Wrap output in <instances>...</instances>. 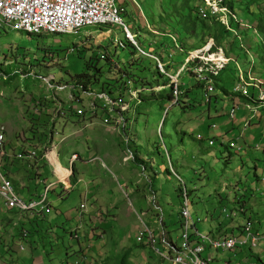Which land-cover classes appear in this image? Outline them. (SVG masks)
<instances>
[{
  "label": "rangeland",
  "instance_id": "374dc122",
  "mask_svg": "<svg viewBox=\"0 0 264 264\" xmlns=\"http://www.w3.org/2000/svg\"><path fill=\"white\" fill-rule=\"evenodd\" d=\"M118 1L126 8L124 22L138 34L142 47L146 50L152 47L157 53L158 42L169 44L172 72L185 62L187 54L173 47L168 34L175 35L179 42L183 40L182 45L189 50L202 47L214 35L218 47L233 62L217 77L216 94L210 106L203 101L204 89L197 81L189 76L183 78L188 101L195 107L191 111L188 105L180 108L186 102L183 97L179 106H170L168 79L158 73L155 61L140 56L127 43L119 27L89 26L78 34L68 35L4 31L0 35V128H5L2 164L9 163L6 167L11 171L12 162L5 154L15 152L27 142L40 152L56 146V154L64 166H71L66 159L74 154L78 162L72 164L75 166L70 181L72 188L64 192L57 189L62 199L55 208L60 212L31 220L28 214L0 207V264H75L79 246L71 241L69 232L73 228L71 223L75 224L77 219H67L64 212L78 208L83 189L90 193L86 194L89 198L85 200V213L93 215L98 210L104 219L100 227L114 249L102 264H127L129 251L122 247L119 253L113 242L119 244L120 239L129 236L133 239L140 230L134 235L137 226L152 234L156 249L163 253L160 249L163 242L158 243L151 230L156 226L151 221L157 218L166 223L167 243L173 249L162 260L149 248L145 254L146 249L140 246L142 242L133 243V249L141 254L136 264H171L169 257L180 249L183 199L179 189L187 191L192 231L217 238L219 226H226L228 234L243 240L244 225L251 220L253 233L262 237L257 248L245 247L242 254L240 250H207L213 264H245V257L250 264H264V151L254 149L260 144L259 136L246 156L229 150L227 142L220 144L216 138L213 147L207 144L211 125L218 128L227 120L235 98L244 100L231 95L233 85L238 83L239 70L246 73L252 61L255 64L264 59V5L261 4L264 0H228L229 8L239 18L251 24L256 22L259 28L247 31L237 27L222 40H217L218 30L211 26L213 23H199L194 16L199 0H135L138 6L132 0ZM145 17L158 30L166 32L165 36L145 32ZM114 40L124 41L127 46L114 50ZM102 54H106L109 62L97 61ZM168 54H162L166 61ZM91 61L102 72L97 75L100 81L92 82L91 88L122 100V104L116 103L114 120L108 126L101 121L102 111L97 116L84 117H77L71 111L61 116L58 111L66 109L75 94L81 108L95 102L90 92L72 82L78 74H95L86 66ZM127 80L131 81V93L124 87ZM122 84L123 88L119 89ZM102 87L106 91H101ZM262 113L258 110L259 115ZM36 173L31 172L33 178ZM42 175L50 181L56 179L49 165H45ZM75 183L78 184L73 188ZM20 185L32 184L24 179ZM28 231L30 237L25 236Z\"/></svg>",
  "mask_w": 264,
  "mask_h": 264
},
{
  "label": "built area",
  "instance_id": "2783aa9c",
  "mask_svg": "<svg viewBox=\"0 0 264 264\" xmlns=\"http://www.w3.org/2000/svg\"><path fill=\"white\" fill-rule=\"evenodd\" d=\"M134 3L138 6L135 0ZM126 10L118 0H0V35L7 29L25 32L31 35H49V34H78L82 28L89 26H111L119 27L125 33L127 43L131 44L137 53L156 62L158 72L166 77L169 82V87L172 88L173 100L170 106H178L180 99L186 92V81L183 78L189 76L194 78L198 85L204 89L203 101L207 105L213 102V95L216 94L215 79L226 71L232 59L226 56L225 50L218 47L213 39H209L203 48L190 52L182 49L178 38L173 34H168L173 43V47L182 53L187 54L176 72H172L173 55L168 54L166 61L162 56L154 53L153 48L146 50L137 40L138 34L133 33L129 26L123 20V14ZM198 15L203 20L213 19L218 22L225 30L230 33L240 27L247 31L255 30L253 26L237 16L228 6L224 5L223 0H201L198 6ZM146 18V17H145ZM145 29L152 36L162 35L157 27L148 21L146 18ZM127 43L120 40H114L113 45L117 49L120 47L124 49ZM159 45V42L157 43ZM104 58V54L101 55ZM253 59V58H252ZM238 68V64L235 62ZM238 83L233 85L231 95L233 97H240L246 99L245 104L234 103L228 118L230 121H235L239 116L240 111L244 109L249 113L250 122L258 115L259 108H264V81L254 76L252 66L246 73L239 70ZM127 88L131 85V81L127 80ZM131 93V90H128ZM89 94L92 98H96L95 102H91L87 107H80V101L75 94L71 97L69 106L61 110V116H65L68 111L78 117L97 116L99 111L104 113L101 121L105 125H110L114 120L115 109L118 107L116 103L122 104V100H117L106 93H98L89 87ZM82 106V105H81ZM248 126V125H247ZM246 126V127H247ZM217 126L211 125V130H216ZM214 140L211 138L207 143L209 147L214 146ZM238 138L230 139L228 149L240 153L242 147L237 143ZM5 143V128H0V158L4 151ZM56 146H51L50 149L41 151V159H43L53 169V173L57 177L55 184H48L43 189L42 193L37 198H25L20 196L15 189L13 182L7 178L4 173L3 164L0 160V200L4 208L15 211L20 214L39 215L49 214L51 212L50 206V190L53 186L60 185V187L69 191L70 181L73 175L72 164L77 159V155H72L71 166L64 167L59 161V157L55 151ZM257 149V147L255 148ZM40 157L36 150L21 151L17 154L20 160H35ZM59 166L67 170L66 177L69 182L68 185L63 184L65 181L57 173ZM181 204V226H180V249L174 250V256L169 257L171 264H210L208 258H204L203 254L207 250L227 251L232 252L243 247L257 248L258 242L261 240L260 234L253 233V224L251 220H247L243 228L244 239L240 240L236 237L212 238L208 235L197 234L192 231L194 224H192L188 212V197L185 191L182 194ZM84 208V204L79 205L80 210ZM135 241L139 244L143 241L145 245L151 249L153 253L167 259L160 255L156 249V241L152 234L143 227L138 231ZM23 247L19 246V250ZM173 249L170 244L167 246ZM83 259L75 264L83 263ZM85 264H92L88 260Z\"/></svg>",
  "mask_w": 264,
  "mask_h": 264
},
{
  "label": "crops",
  "instance_id": "0c3cea01",
  "mask_svg": "<svg viewBox=\"0 0 264 264\" xmlns=\"http://www.w3.org/2000/svg\"><path fill=\"white\" fill-rule=\"evenodd\" d=\"M254 10H255V8H254ZM248 17H249V15H248ZM250 19H251V16H250ZM255 23H252V24L249 23V24H251L252 26H255ZM182 43H183V41L180 42V45L182 48L185 49V45L184 44L182 45ZM166 45L167 44H165V46ZM168 51H170L169 47L167 48V50L165 52H168ZM251 66H252V69L254 71L253 72L254 76L257 78H260L264 81V59H262L261 61H256L255 64L252 61ZM237 100L238 99L235 98L233 100V102H231V106L234 103H238L240 105L246 103V101L242 100V102H240ZM258 109L260 110L261 108L258 107ZM263 109L264 108L261 109L263 112L262 115L258 114L257 117L254 118L251 122L249 120L251 114L249 115V113L247 111L242 109L240 111L239 116L236 118L235 121H230L228 116H227V120H223L222 124L218 125V128H216V130L218 129L216 134H213L211 136L210 133H214L215 131L209 130L207 135L210 137V139L216 138L217 139L216 142H218L220 144H222L223 142H228L230 139L238 138L237 143L240 147H242V150L240 151V153L242 155H245V156L247 154H249V150L253 147L252 145L256 141L255 137L259 136L260 144H257L256 147H257V149L263 148V151H264V110ZM255 119L258 120L257 123H256V121H254ZM212 125H214V124H212ZM29 143L30 142L23 143L22 146L20 148H18L15 152H12V153L7 152V154H5V157H8L9 161L12 162V170L9 171V169H7L8 165H9V163H7V162H5V165H3V168H4V173L7 176V178L13 179L14 182L17 184L16 185L10 179L15 186L16 192L20 196L25 197V198H37L42 193V191L46 187V185L55 184L57 182V177L53 173V175L55 176L56 179L53 181H50V180H48V177H45L42 175L43 168L45 167V165H48V164L43 159H41L40 150L37 151V149L34 147V145H31ZM31 149L36 150L40 154V157H37L35 160H32V161H29V160L23 161V160H20L17 158V154L19 152L31 150ZM3 156H4V151H3ZM71 157H72V155L66 159L68 161L67 162L68 166H69V162H71ZM76 162H78V160ZM17 164H21V165H17ZM61 165L64 166L63 164H61ZM64 167H67V166H64ZM74 167L75 166H72L73 170H74ZM30 171L31 172L32 171H36V172L38 171V173H36L34 175V178H33ZM24 179H27V180L29 179L31 181L32 185L31 186H24V185L21 186L20 183ZM77 182H80V180H78ZM76 184H78V183H75L73 185V188L76 186ZM58 187L61 189V192H64L63 189L60 187V185H56V186H53L51 188L50 197H49L51 212L49 214H51L53 211H59L60 212V209L56 210V208H55V206L58 207L60 199H62V196L59 197L60 192L57 193ZM71 188H72V186L70 185V189ZM86 194H90V193L83 189L81 191V194H80L81 201H80L79 205L83 203L84 208L82 210H80V214H79V206L77 209L72 210L69 213L64 212L67 219L68 218H73L75 220L77 219L75 224L71 223V227H73L74 229L72 228V231L69 232V238L71 239V241L74 244H77L79 246L77 252H75L76 262L77 261L80 262V259H83L84 261L88 260L92 264H102L101 262H105L106 260H108L110 258V255H112L114 253V249L110 243V239L106 235L105 230L101 229V227H100V222L104 221V219L102 218V216H99L98 210L95 209V213L93 215L89 214V213H87V214L85 213V209H86L85 200H86V198H89V196H86ZM91 195H93V194H91ZM1 201L2 200H0V207L7 210L6 208H4ZM59 208H60V206H59ZM28 215H26V216L31 220H34L37 218L38 219L43 218V216H39V215H34V216L30 215L31 217ZM151 224L156 225L151 230L153 231V235L154 236L156 235L158 237V240H159L158 243L163 242V244L160 245V249H162L161 252H163V253H160V252L159 253H160V255H164L165 253H168L167 246H169V244L167 243L168 237H166V229H165L166 223H163L162 220L157 218V220H152ZM141 228H140V226H137L134 235H136L137 231ZM29 234L30 233L28 231L25 234V236L30 237ZM197 234H199V233L197 232ZM231 236H232L231 234H228V228L226 226H219L217 238H224V237H231ZM73 239H76V240H73ZM134 240H135V236L133 237V239H131L129 236V238L126 237L124 240L120 239L119 244L116 241L113 242V245H115V247H117L118 252L120 250H122V247H125L126 250L129 251L128 256H127V264L128 263L136 264L137 257L141 256V254H137L136 253L137 250H134L132 247L133 243L138 244ZM144 244H145V242L143 241V243L140 246H142V245L144 246ZM243 248H245V247H243ZM242 249H238V250H240L239 252H241V254H242ZM148 250L147 249L144 250L145 254H146V252L148 253ZM238 250H236V251H238ZM20 251H23V249ZM149 251L152 254L156 255L155 253H153L151 251V249ZM139 252H142V251H139ZM206 252L203 254V257L208 258L209 261H211L210 264H213L214 263L213 258H211L208 255V253H206ZM119 253H121V252H119ZM158 257L162 260H165L161 256H158ZM34 260H35V258H34ZM84 261H83V263H79V264H85ZM258 261L261 263L260 260H258ZM243 262L245 264H250L249 260L246 257L243 259ZM74 263H75V261H74Z\"/></svg>",
  "mask_w": 264,
  "mask_h": 264
},
{
  "label": "trees",
  "instance_id": "16d2710c",
  "mask_svg": "<svg viewBox=\"0 0 264 264\" xmlns=\"http://www.w3.org/2000/svg\"><path fill=\"white\" fill-rule=\"evenodd\" d=\"M200 1L201 0H199L198 1V3H200ZM223 2H224V5H226V6H228L229 7V5H228V0H223ZM261 4H263L264 5V1H262L261 2ZM198 6H199V4H198ZM198 6L196 5V11H197V13H194L193 12V14H194V16L197 18V20L199 21V23L200 22H202V23H204V22H211V23H213V24H211V26L212 27H217V32H216V34H217V40H222L223 39V37H225L226 35H228V32L225 30V28H223L218 22H216L215 20H213V19H209V20H203V19H201V17H199V15H198ZM260 6V5H259ZM125 10H126V8H125ZM232 11H233V9H231ZM261 11V10H260ZM126 13V12H125ZM261 13V12H260ZM264 15V14H263ZM261 17H262V15H260L259 16V18H260V20H259V23H261V22H263V18L261 19ZM183 18V17H182ZM149 19V18H148ZM184 19H186V18H184ZM188 19V18H187ZM187 19H186V21H187ZM150 20V19H149ZM154 22V21H153ZM188 23L190 22V19H188V21H187ZM155 23V22H154ZM157 28H158V26H157ZM253 28L256 30L257 28H259V24L258 23H255V26H253ZM145 32H147L148 33V31L145 29ZM159 32L162 34L161 36H165V34H166V32L164 33V31H161L160 30V28H159ZM186 38H187V36H186ZM209 39H213L215 42H216V38H215V36L213 35V36H211V37H209L208 39H207V41L209 40ZM183 41V40H182ZM206 41V42H207ZM217 43V42H216ZM129 44V43H128ZM165 44H167L166 46H165ZM206 44V43H205ZM113 45V44H112ZM129 45H131V44H129ZM162 45V46H161ZM218 45V44H217ZM132 46V45H131ZM133 47V46H132ZM157 48H158V50H157V52H158V54L160 55V56H162V54L163 53H167V52H165L166 50H167V48L169 47V49H170V46H169V44L168 43H165V42H162V41H160V44L159 45H157L156 46ZM204 47V45L202 46V47H200V48H191L190 50L189 49H186V50H189L190 52H192V51H195V50H199V49H201V48H203ZM134 48V47H133ZM135 49V48H134ZM182 49H184V48H182ZM114 50H116V48L114 47ZM136 50V49H135ZM171 50V49H170ZM137 51V50H136ZM168 53H170V51H168ZM98 56V55H97ZM99 59H103V60H105V61H107V62H109V60H108V58H107V56H106V54H104V58H97V61L99 60ZM87 69H93L94 70V73L95 74H91V73H82V74H78L74 79H72V82L75 84V86H79V87H81L84 91H88V89H89V87L91 88V84H92V82H98V81H100V79H99V77H97V75H99V74H101L102 72H101V67H98V65H97V63H93V61H91V62H87ZM112 69H110V71H111ZM116 70H118V69H116ZM158 71V70H157ZM119 72V71H118ZM159 73V72H158ZM160 74V73H159ZM161 75V74H160ZM162 76V75H161ZM129 78H131L132 79V76H128ZM128 78V79H129ZM125 81V80H124ZM130 81V80H129ZM134 83H136L135 82V80H132ZM216 81H217V78L215 79V83H216ZM127 82H125L124 83V87H126L127 86V84H126ZM133 84V83H132ZM217 84V83H216ZM216 84H215V86H216ZM164 86V85H163ZM219 86V85H218ZM123 88V84L120 86V88L119 89H122ZM219 88L220 89H222L223 90V88L221 87V86H219ZM126 89V88H125ZM170 89H171V94L169 95V100H173V96H172V88L170 87ZM101 91H106V89H105V87H102V89H101ZM112 91V90H111ZM224 91V90H223ZM225 92V91H224ZM188 94H187V91L183 94V98L186 100V102H183V104L181 105V109H184L185 108V105H188V109H190L191 111H193L194 109H195V107H194V105L193 104H191L189 101H188V96H187ZM144 100H146V98H143ZM148 100H150V98H147V100L146 101H148ZM151 101H153V99L151 98ZM243 101H247L246 99H244ZM214 102V101H213ZM212 102V103H213ZM179 104H180V101H179ZM179 104H178V106H179ZM210 106V105H209ZM186 108V109H187ZM78 117V116H77ZM129 122H130V118H129ZM175 128H176V126H175ZM178 128V127H177ZM176 128V129H177ZM125 131V130H124ZM185 191V193H186V195H187V191L186 190H184ZM184 191H182V190H178V193H179V195L182 197V194H183V192ZM9 211H11V210H9ZM15 212V211H14ZM17 213V212H16ZM30 233V232H29ZM143 246V245H142ZM146 248H148L147 246H143L142 247V249H146Z\"/></svg>",
  "mask_w": 264,
  "mask_h": 264
},
{
  "label": "bare ground",
  "instance_id": "6f19581e",
  "mask_svg": "<svg viewBox=\"0 0 264 264\" xmlns=\"http://www.w3.org/2000/svg\"><path fill=\"white\" fill-rule=\"evenodd\" d=\"M246 45V44H245ZM242 48V47H241ZM243 49V48H242ZM227 54V53H226ZM242 99V98H241ZM232 107V106H231ZM250 124V123H249ZM233 151V150H232ZM57 173L62 177V179H64L65 182L68 181V178L66 177L67 174V170L65 168H63L62 166H59L57 169ZM64 182V183H65ZM181 219V218H180ZM180 228V227H179Z\"/></svg>",
  "mask_w": 264,
  "mask_h": 264
}]
</instances>
